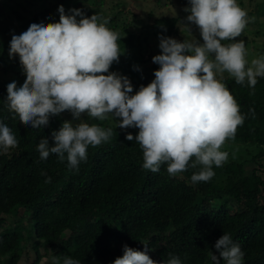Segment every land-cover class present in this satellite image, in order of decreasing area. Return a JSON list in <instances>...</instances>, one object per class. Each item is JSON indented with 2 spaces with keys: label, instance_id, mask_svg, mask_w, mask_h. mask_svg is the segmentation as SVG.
<instances>
[{
  "label": "trees",
  "instance_id": "obj_1",
  "mask_svg": "<svg viewBox=\"0 0 264 264\" xmlns=\"http://www.w3.org/2000/svg\"><path fill=\"white\" fill-rule=\"evenodd\" d=\"M46 1L40 12L27 18L15 8V0H0V24L4 14L12 18L14 12L19 27L10 30H27L33 23L59 22L61 5L65 10L73 2L94 7L106 0ZM251 1L237 0L247 16L255 14L248 9ZM24 3L27 10L37 0ZM261 6L264 13V3ZM221 81L244 117L235 136L226 141L264 145V77H257L254 88L229 75ZM9 83L0 81V123L11 129L18 146L0 149V264H20L33 252L25 264H40L43 257L49 264L57 257L62 264L65 256L80 264H113L123 255L124 245L144 251V243L154 249L147 254L158 262L171 254L181 264H213L210 253L216 252L215 242L224 233L239 244L242 264H264V178L256 167L247 173L245 166L258 161L264 149L248 158L228 157L223 166H213L215 175L209 181L193 183L191 176L199 167L175 176L169 175L167 164L158 172L145 169L143 150L135 140L125 139L131 132L99 122L112 129L111 138L89 146L78 170L70 169L67 154L63 162L55 154L42 160L37 148L43 138L52 145V133L64 121H80L64 111L39 129L22 124L7 107ZM81 120L94 124L86 114ZM46 177H51L50 183Z\"/></svg>",
  "mask_w": 264,
  "mask_h": 264
},
{
  "label": "clouds",
  "instance_id": "obj_2",
  "mask_svg": "<svg viewBox=\"0 0 264 264\" xmlns=\"http://www.w3.org/2000/svg\"><path fill=\"white\" fill-rule=\"evenodd\" d=\"M188 3L186 20L198 27L203 43L193 36L183 42L161 36V54L152 58L160 66L155 79L134 95L126 76L109 71L119 61L120 37L96 14L86 17L80 9L65 14L61 5L59 22L33 23L20 35H12L9 56H19L26 80L20 87L15 81L8 84L9 110L22 124L36 129L66 110L80 121L75 125L64 121L52 133V145L46 138L40 140L37 150L42 160L55 154L63 162L67 154L70 169L78 170L80 161L87 159L88 147L112 136L111 128L90 125L81 117L105 120L111 115L119 128L139 129L125 139L139 144L145 169L158 172L167 164V172L175 176L199 167L191 176L193 183L207 182L215 175L213 166L221 167L228 159L223 145L244 122L239 105L217 74L227 72L236 83L247 81L254 88L257 77H264V56L249 65L244 42L236 40L249 22L237 0ZM226 40L235 42L222 43ZM17 146L11 129L0 123V149L7 152ZM45 182L50 183L51 177ZM214 247L213 264H242L244 253L230 234L224 233ZM150 250L154 249L147 243L144 251L124 245L123 255L113 264H181L171 254L167 261H155L147 254ZM52 264L61 260L53 257ZM62 264L80 261L65 256Z\"/></svg>",
  "mask_w": 264,
  "mask_h": 264
},
{
  "label": "rangeland",
  "instance_id": "obj_3",
  "mask_svg": "<svg viewBox=\"0 0 264 264\" xmlns=\"http://www.w3.org/2000/svg\"><path fill=\"white\" fill-rule=\"evenodd\" d=\"M15 1V8L19 9L20 13L27 18H31L34 14L40 12L44 6V0H37V4L28 5L26 10L22 7V5H25L24 0ZM49 1H46L47 5H50ZM257 2L260 3L259 6L256 5ZM263 3L264 0L251 1L248 9L255 14L248 16L249 22L242 34L236 38L237 41H243L245 44L246 59L249 65L253 59L264 56V13L261 12L263 8L261 4ZM69 4H67L69 6L65 10L66 14H70V9H80L87 17L88 9H90L92 15H98L101 21L107 20L106 26L119 34L120 39L117 43L121 54L119 61L114 62L109 71L126 76L130 80L133 86V92L130 95H134L141 86H147L155 79L154 72L160 66L154 63L152 58L161 54L159 47L161 36L174 38L179 42L191 39L193 36L200 43H203L198 27L195 24H189L186 20L189 13L185 12L184 9L190 7L188 0H106L103 6L94 7L88 3H84L79 7L75 2ZM10 8H7L8 11L11 10ZM16 16L14 12H12V18H9L8 14H4L2 19L4 18L5 21L3 25L0 24L2 26L0 27V81H10V83L15 81L17 86L20 87L26 80L22 77L25 72L18 55L10 58L9 47L12 35H20L26 29L10 30L11 26H18L17 21L19 18ZM77 19L79 20L80 17H77ZM185 26L190 27L192 35L189 34L188 28ZM233 42L235 41H222L224 44ZM224 75L229 74L227 72L217 74V78L221 80ZM93 122L100 127L102 126L99 122H108L113 125L119 123L111 115L105 120L93 118ZM126 130L131 133H138L139 131L137 128ZM263 149L264 145L261 144L226 141L221 150L226 151L228 157L248 158ZM245 166L247 173H251L256 167L258 173L264 178V155L258 161H248ZM41 251L45 252L43 245ZM33 254L34 252L30 253V260L25 258L20 264L31 261L34 257ZM46 259V257H43L40 264H49Z\"/></svg>",
  "mask_w": 264,
  "mask_h": 264
}]
</instances>
